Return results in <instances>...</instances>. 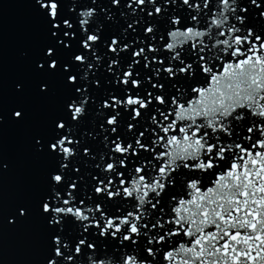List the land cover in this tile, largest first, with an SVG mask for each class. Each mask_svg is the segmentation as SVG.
<instances>
[{
  "label": "snow or ice",
  "instance_id": "snow-or-ice-1",
  "mask_svg": "<svg viewBox=\"0 0 264 264\" xmlns=\"http://www.w3.org/2000/svg\"><path fill=\"white\" fill-rule=\"evenodd\" d=\"M12 6L0 264H264V0Z\"/></svg>",
  "mask_w": 264,
  "mask_h": 264
},
{
  "label": "water",
  "instance_id": "water-1",
  "mask_svg": "<svg viewBox=\"0 0 264 264\" xmlns=\"http://www.w3.org/2000/svg\"><path fill=\"white\" fill-rule=\"evenodd\" d=\"M7 258L12 261H28L37 258V254L28 249H23L13 236H9L7 244Z\"/></svg>",
  "mask_w": 264,
  "mask_h": 264
}]
</instances>
